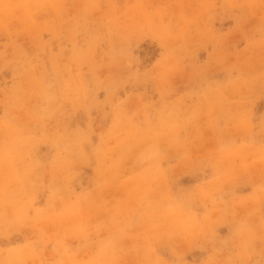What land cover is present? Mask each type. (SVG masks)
I'll use <instances>...</instances> for the list:
<instances>
[{
    "label": "rangeland",
    "instance_id": "1",
    "mask_svg": "<svg viewBox=\"0 0 264 264\" xmlns=\"http://www.w3.org/2000/svg\"><path fill=\"white\" fill-rule=\"evenodd\" d=\"M12 3L17 6L0 22V259L42 264L59 258L58 247L60 251L66 247L78 259H89L116 234L124 258L135 264L146 222L139 199L145 168L141 149L129 153L115 148L106 161L111 167L102 164L103 150L117 103L123 102L141 127L147 126L145 106L150 105L151 122L159 125L158 74L165 49L151 33L133 37L129 47L123 40L127 26L157 21L175 40L178 63L169 70L165 99L184 98L179 136L196 156L213 136L210 107L226 118L237 111L240 93L229 87L216 105L202 94H190L230 85L238 74L230 71L232 67L250 77L264 72V48L250 44L261 38L253 28L258 18L244 23L219 5L202 17L205 0ZM125 52L130 53L131 67ZM77 84L81 94L87 93L83 103L75 101ZM41 86L55 95L57 105L56 114L44 119L37 115L44 106ZM262 86L259 78L252 84L254 102L249 111L257 120L264 114ZM17 95L26 104L13 103ZM157 143L172 189L191 194L187 204L197 219L216 221V234L229 238L234 258L240 259L235 255L240 221H248L255 231L252 246L264 247V230L259 227L264 203L240 202L258 192V175L245 173L222 183L211 166L171 167L185 149L178 150L170 135L160 136ZM224 151L233 148L226 146ZM152 195L155 198L156 193ZM174 250L183 252L188 264H202L212 245H189L179 236L157 243V251L167 258H173Z\"/></svg>",
    "mask_w": 264,
    "mask_h": 264
},
{
    "label": "clouds",
    "instance_id": "2",
    "mask_svg": "<svg viewBox=\"0 0 264 264\" xmlns=\"http://www.w3.org/2000/svg\"><path fill=\"white\" fill-rule=\"evenodd\" d=\"M219 5L225 11H231L247 23L252 18H258V23L253 26L255 31L261 34L259 41L250 42L264 48V0H205L202 5V17L209 16ZM12 0H0V22L4 16L14 7ZM151 33L159 37L162 47L165 49L161 72L158 78L161 82L162 106L156 111L160 116L159 125H153L150 113L145 106L146 125L141 127L135 123L134 118L129 116L123 107V102L114 105L116 119L112 130L105 140L104 159L102 164L106 167V161L111 158L115 148L124 152H133L141 149L139 157L145 165L139 199L145 209L146 222L141 233L142 243L138 246V259L135 264H188L183 252L174 250L173 258H167L157 251V243L165 238L182 237L189 245L197 242H206L212 245V253L202 264H264V247L257 250L252 246L255 231L248 221H240L235 236L239 241L238 255L240 259L234 258L229 238H218L213 225L216 221L209 222L207 217L203 220L197 219L187 201L191 194L183 189L174 191L169 179V169L161 164V149L157 143L162 135H170L178 150L185 149L184 155L178 160V166L186 167H214L221 176L222 183L233 180L242 174L250 176L258 175L260 183L258 192L246 198V201L264 203V114L255 119L254 114L249 111V106L254 102L252 97V84L259 78L264 84V72L259 77L245 76L243 70L232 67L231 72L238 73L231 84L223 87H207L201 93L193 92L190 95L202 94L209 100L211 105L219 104L229 87L240 93L238 109L226 118L215 114L214 108L210 107L208 112L209 127L213 136L205 143L204 151L193 156L186 150V144L180 139L179 128L181 127V105L185 102L181 98L175 102H169L165 97L168 91V73L170 68L177 65L178 60L174 48L175 40L171 37L169 30L157 21H137L127 26L123 40L130 47L133 37L138 34ZM127 56L128 66L131 67L130 53ZM137 77L139 73H136ZM75 101L83 103L87 100V93L81 94V86L75 87ZM41 94L44 97V106L37 114L38 118L51 117L57 112L56 97L49 94L41 86ZM260 96L264 98V86L261 87ZM3 103V101H0ZM13 103H25L22 96H15ZM194 113L192 119H196ZM20 142H24L23 136H18ZM116 144L113 145L112 141ZM239 140V143L236 141ZM226 146L233 148L232 152H225ZM243 161V162H241ZM147 187H143V185ZM153 192L156 193L153 198ZM214 195V193H213ZM259 227L264 230V214L261 215ZM3 251V250H0ZM58 259L45 260L42 264H129L124 258L123 249L120 246L118 235L114 234L111 239L101 244L99 251L89 259H78L76 254L71 253L66 247L60 251L56 249ZM227 253V255H224ZM253 257H257L253 259ZM0 264H27L23 259H0Z\"/></svg>",
    "mask_w": 264,
    "mask_h": 264
}]
</instances>
